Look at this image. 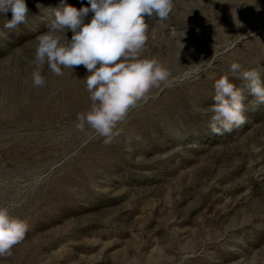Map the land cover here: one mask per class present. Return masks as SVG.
<instances>
[{
	"label": "rangeland",
	"instance_id": "obj_1",
	"mask_svg": "<svg viewBox=\"0 0 264 264\" xmlns=\"http://www.w3.org/2000/svg\"><path fill=\"white\" fill-rule=\"evenodd\" d=\"M26 3L15 29L0 14V206L28 224L0 264H264V104L230 70L264 80V0H173L163 25L146 17L142 58L172 82L110 145L75 128L92 103L83 65L56 76L45 64L46 86L31 81L53 10L88 0ZM222 76L243 88L246 123L214 135L206 110Z\"/></svg>",
	"mask_w": 264,
	"mask_h": 264
},
{
	"label": "clouds",
	"instance_id": "obj_2",
	"mask_svg": "<svg viewBox=\"0 0 264 264\" xmlns=\"http://www.w3.org/2000/svg\"><path fill=\"white\" fill-rule=\"evenodd\" d=\"M88 5L78 9L63 4L53 10L54 18L46 25L47 31L36 37L31 81L33 87L46 86L42 75L45 64L56 76H63L62 68L74 70L83 65L88 72L83 80L92 103L88 111L77 114L75 128L81 133L91 129L103 138L104 145H110L121 135L117 125L129 111L146 103L151 89L172 82L170 71L155 58H142V52L148 40L145 18L156 17L163 25L174 4L173 0H88ZM9 12L12 18L6 21L5 28L12 30L26 23V0H0V14ZM89 13L93 15L86 22ZM69 31L70 39L66 36ZM240 69L239 63L230 66L255 102L264 104L261 70L238 72ZM244 100L243 88L227 76L215 81L214 103L206 110L211 113L212 134L223 135L246 123ZM27 231L25 220L14 216L9 207L0 206V257H10Z\"/></svg>",
	"mask_w": 264,
	"mask_h": 264
}]
</instances>
